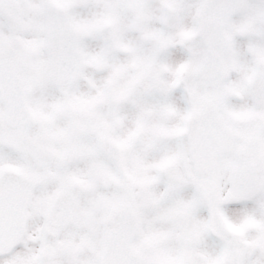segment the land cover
<instances>
[{"label":"snow or ice","instance_id":"6c2138e0","mask_svg":"<svg viewBox=\"0 0 264 264\" xmlns=\"http://www.w3.org/2000/svg\"><path fill=\"white\" fill-rule=\"evenodd\" d=\"M0 264H264V0H0Z\"/></svg>","mask_w":264,"mask_h":264}]
</instances>
